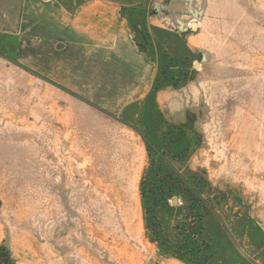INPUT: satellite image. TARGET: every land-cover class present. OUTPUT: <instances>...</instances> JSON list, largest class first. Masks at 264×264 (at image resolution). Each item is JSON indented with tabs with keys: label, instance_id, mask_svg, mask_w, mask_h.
<instances>
[{
	"label": "crops",
	"instance_id": "crops-1",
	"mask_svg": "<svg viewBox=\"0 0 264 264\" xmlns=\"http://www.w3.org/2000/svg\"><path fill=\"white\" fill-rule=\"evenodd\" d=\"M47 1L0 0V171L10 169L17 174L27 170L29 68L51 82L53 94L51 144L45 147L41 134L35 151L38 189L44 188V171L53 173V179L57 177L54 173L70 171L71 157L76 151L90 157L91 139L113 138L121 142H111L102 147L105 152L101 149L95 153L109 155L110 147L111 155L123 158L102 161L106 163L102 169L112 174L96 187H110L115 189L112 193L116 197L122 196L120 189L124 183L117 178L127 177L126 170L134 179L141 168L129 156L130 144L122 142L124 131L127 137L133 135L138 152L142 150L140 133L123 116L127 107L151 97L172 126H181L190 117L200 125L205 108L226 109L219 124H222L221 153H213L217 158L220 156L215 161L220 168L223 165L234 172V161L240 159L246 165L251 159L264 160V119L250 116L264 108V0L190 1L197 13L196 20L193 19L196 26L192 31L182 33L181 29H175V32L179 51L196 56L194 73L180 85L158 89L155 88L158 62L152 45L147 51L140 46L116 0L43 3ZM45 11H51V15H45ZM151 15L149 11L146 20L153 36L170 33L168 23L155 22ZM184 24L183 28L191 26ZM12 38H15L13 57L23 64L14 69L7 67L9 59L3 54L11 48ZM12 74L19 75V83H11ZM108 122L120 132L110 136ZM205 155L209 152L203 144L197 156ZM255 166V173L242 169V178L260 179L262 166ZM87 187L89 191L92 188L90 179ZM89 194L87 202L91 199ZM99 200L104 202L102 198ZM10 249V264H107L92 259L91 247ZM163 264L186 263L166 259Z\"/></svg>",
	"mask_w": 264,
	"mask_h": 264
},
{
	"label": "rangeland",
	"instance_id": "rangeland-1",
	"mask_svg": "<svg viewBox=\"0 0 264 264\" xmlns=\"http://www.w3.org/2000/svg\"><path fill=\"white\" fill-rule=\"evenodd\" d=\"M116 1L140 46L147 51L152 45L158 62L155 88L177 86L192 77L196 56L179 51L175 32L195 28L197 13L192 0ZM149 11L155 22L170 25V33L153 36L146 20ZM183 23L191 26L183 28ZM12 40L3 54L9 59L7 67L14 69L22 62L13 57L15 38ZM26 81L27 170L17 174L10 169L0 171V254L4 264H10V247H91L92 259L107 264H163L166 259L186 264H264V160L255 158L243 165L239 159L233 162L234 172L215 164L220 156L213 153H221L219 124L226 109L205 108L201 126L193 117L181 126H172L152 97L131 105L123 118L140 133L142 150L138 152L133 135L127 137L126 131L122 142L130 144L129 156L141 168L134 179L126 170L127 177L117 178L124 183L122 196L116 197L110 187H96L112 174L102 169L106 166L102 161L123 158L111 155L110 147L109 155L95 153L105 152L102 147L111 142H121L113 138L91 139L90 157L76 151L70 171L54 173L56 180L51 178L53 173L44 171V188L38 189L35 151L41 134L45 147L51 144L53 94L51 82L30 68ZM11 83H19V75L12 74ZM257 110L250 116L263 120L264 108ZM106 125L110 136L120 132L116 125ZM203 144L209 155L197 156ZM255 165L262 166L260 179H243L242 169L255 173Z\"/></svg>",
	"mask_w": 264,
	"mask_h": 264
},
{
	"label": "trees",
	"instance_id": "trees-1",
	"mask_svg": "<svg viewBox=\"0 0 264 264\" xmlns=\"http://www.w3.org/2000/svg\"><path fill=\"white\" fill-rule=\"evenodd\" d=\"M2 260H3V258H2V255L0 254V263H1V264H4L5 261H2Z\"/></svg>",
	"mask_w": 264,
	"mask_h": 264
},
{
	"label": "built area",
	"instance_id": "built-area-1",
	"mask_svg": "<svg viewBox=\"0 0 264 264\" xmlns=\"http://www.w3.org/2000/svg\"><path fill=\"white\" fill-rule=\"evenodd\" d=\"M196 22V21H195Z\"/></svg>",
	"mask_w": 264,
	"mask_h": 264
}]
</instances>
